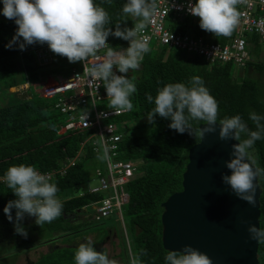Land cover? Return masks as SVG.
I'll return each instance as SVG.
<instances>
[{
  "label": "trees",
  "instance_id": "1",
  "mask_svg": "<svg viewBox=\"0 0 264 264\" xmlns=\"http://www.w3.org/2000/svg\"><path fill=\"white\" fill-rule=\"evenodd\" d=\"M94 3L108 13L109 24L105 27L110 29L117 24L121 28H130L145 21L122 12L125 0H94ZM16 27L12 20L0 14V176L10 165L21 163L32 165L41 173L56 170L52 181L58 187L57 196L63 201L61 216L51 223L39 227L33 217L25 216L22 222L25 228L27 226L47 237L32 238L27 232V238H24L14 232L12 223L3 213L4 205L14 196L0 181V244H7L22 252L56 239L78 235L88 228L87 224L81 223L80 214L85 207L93 206L103 197L101 192H89L88 186L98 183L95 171H105L106 164L103 152L95 150L94 129H74L57 134L66 121V115L56 106V97H42L32 86L26 90H10L26 82L44 81L49 75L66 76L74 65L66 57L53 52L51 62L45 63L39 59L37 49L47 44L28 45L23 51L15 46L5 48ZM172 27L183 32L193 29L196 35H208V39L213 41L220 39L225 42L226 39V36L202 30L198 19L184 18ZM107 43L115 49L128 46L127 41L112 35L107 37ZM248 43L264 45L255 34L248 37ZM123 75L133 80L137 88L130 97L133 109L114 119L120 123L122 133L117 158L131 160L136 167L134 177L125 185L129 194L125 211L135 228L131 255H139L143 264H165L167 250L162 243V203L174 192L182 190L188 151L200 140V135L198 131L192 135L188 132L177 133L168 128L167 119L158 116L153 127L146 130L151 125L146 116L154 105L146 100L145 94L155 96L157 88L166 83L187 84L192 76L198 75L218 103V120L238 114L250 130H256L249 113L264 115V57L255 51L244 66H235L230 62L209 65L197 55L152 46L140 67ZM103 103H109V100ZM202 123L191 121L194 130ZM254 158L255 167L264 168V139L255 142ZM72 160L73 164H70ZM63 167L65 173L60 174ZM258 181L262 189L259 224L260 229H264V175L258 176ZM74 219L78 221L74 222ZM29 221H32L30 225ZM121 241L127 252L125 240ZM59 254L62 258L65 256V252ZM258 261L264 264L262 240H259ZM52 264L63 263L58 259L57 263Z\"/></svg>",
  "mask_w": 264,
  "mask_h": 264
},
{
  "label": "clouds",
  "instance_id": "2",
  "mask_svg": "<svg viewBox=\"0 0 264 264\" xmlns=\"http://www.w3.org/2000/svg\"><path fill=\"white\" fill-rule=\"evenodd\" d=\"M237 2L188 0L186 10L198 17L202 30L213 35L229 36L238 23ZM0 5V14L17 26L5 48L15 46L23 51L28 45L47 44L50 51L66 57L69 63L86 62L90 56H96L100 49H106L105 54L97 57L96 62L87 69L88 78H91L88 80L95 89L103 85L109 99L108 108L115 113L133 109L130 97L137 88L133 80L123 74L138 69L149 52L148 37L139 35L143 23L130 28H121L119 24L114 29L105 27L109 24L108 13L94 0H0ZM155 10L154 0H125L122 7L124 14L144 20L154 15ZM109 35L127 41L128 46L118 49L109 46ZM113 68L122 75H117ZM145 95L146 100L154 105L146 116L149 124H154L158 116L167 119L168 128L177 133L188 132L192 135L198 131L202 138L205 133L216 132L220 140L237 141L230 145L229 158L224 161L229 172L221 173V182L237 199L254 205L255 180L257 176L264 175V168L254 166L255 142L264 139V115L249 113L256 130H250L238 114L218 120V103L198 75L192 76L187 84L166 83L157 88L155 96ZM193 120L203 121V127L194 130L191 124ZM102 147L103 156L106 157L109 149L103 140ZM0 181L14 196L4 205L3 213L12 223L16 234L27 238L28 233L22 223L25 216L33 217L39 227L61 216L63 201L57 196V185L49 175L41 173L34 166L24 163L10 165L0 176ZM247 232L250 239L264 241V229L249 224ZM93 244L90 238L78 244L74 251L75 264H116L104 250L96 251ZM164 262L211 264L205 253L190 245L182 246L181 250L167 251ZM129 264H143V261L139 255L132 254Z\"/></svg>",
  "mask_w": 264,
  "mask_h": 264
},
{
  "label": "built area",
  "instance_id": "3",
  "mask_svg": "<svg viewBox=\"0 0 264 264\" xmlns=\"http://www.w3.org/2000/svg\"><path fill=\"white\" fill-rule=\"evenodd\" d=\"M155 14L143 22L144 27L140 31L141 37H148V47L153 46L179 49L190 55L199 56L207 64L232 63L235 66H244L252 59L247 48L248 37L255 34L258 41L264 43V2L262 0H238L236 9L239 13L238 23L231 35L226 36L225 42L208 39V35H196L194 30L183 32L173 29V24L184 18L198 19L186 9L188 0H154ZM106 49H100L96 56H90L86 62H74L68 75H49L51 83L41 85L44 81L36 83L26 82L25 89L30 86L40 96L45 98H57L56 106L66 115V121L60 126L57 134L74 129H94L95 150L103 152L102 140L109 151L105 157V171L96 169V185H89V192H101L103 197L93 204L96 210V219L102 221L110 216L116 217L117 222L123 223V207L129 202V194L125 185L135 175V163L131 160H119L118 143L122 139L120 123L114 120L125 113H115L109 108H102V104L108 98L101 84L94 88L88 79L87 69L96 62L97 57H102ZM37 56L45 63L52 60L53 53L46 46L37 49ZM113 71L121 75L115 68ZM102 83V82H101ZM35 85V86H34ZM15 90V91H16ZM20 90V89H18ZM109 100V99H108ZM101 135L103 137H101ZM73 164V160L70 162ZM56 170L46 172L51 178ZM65 173V167L60 171ZM129 248V240L126 238Z\"/></svg>",
  "mask_w": 264,
  "mask_h": 264
},
{
  "label": "water",
  "instance_id": "4",
  "mask_svg": "<svg viewBox=\"0 0 264 264\" xmlns=\"http://www.w3.org/2000/svg\"><path fill=\"white\" fill-rule=\"evenodd\" d=\"M233 143L237 141L220 140L212 132L200 136L190 147L182 190L162 203L165 250H181L190 245L205 253L211 264H259V240L250 239L247 232L249 224L260 229L262 189L258 176L254 205L237 199L221 182V173L229 172L224 161L229 158ZM93 248L98 252L104 250V242L93 244Z\"/></svg>",
  "mask_w": 264,
  "mask_h": 264
},
{
  "label": "rangeland",
  "instance_id": "5",
  "mask_svg": "<svg viewBox=\"0 0 264 264\" xmlns=\"http://www.w3.org/2000/svg\"><path fill=\"white\" fill-rule=\"evenodd\" d=\"M153 46V42H151L150 47ZM249 48L250 55L253 56V52L257 51L260 55L262 54L264 57V45L257 43H249L247 45ZM239 69V68H237ZM51 83L49 78H46L45 82L41 85H47ZM35 86V85H34ZM18 89L26 90L23 86ZM17 89V90H18ZM11 91H15L16 88H11ZM21 94V92H20ZM108 104H102V108H108ZM153 127V125H149L146 127V130ZM105 168V166H104ZM125 206L123 207V223L117 222L116 217H110L108 219H104L102 221H98L96 219V212L93 206H88L83 209L80 214V221L82 224H87L88 228L82 231L78 235H71L69 237H63L60 239L54 240V242L48 243L49 246H40L35 249H32L30 252L24 254V258L21 259L18 255L21 252H17L16 249L12 246H8L7 244H0V264H52L57 263L59 259L63 264H75L74 258L72 257V253H74L78 244L83 242L85 239L90 238L93 239L94 244L101 243L104 241H109L106 243L107 251L109 257H112L117 264L122 262L123 264H129V256L131 255V250L127 247V252L125 246L123 245L121 239L125 240L129 239L131 242V248L134 246V234L135 228L132 226L130 222V217L125 211ZM78 219H74V222H77ZM32 221H29L30 225ZM27 232L30 234L32 238H45V235H40L37 231H33L26 226ZM113 234H116L115 239L111 238ZM111 236V237H110ZM111 239H108V238ZM84 238V239H83ZM47 245V244H46ZM65 252V256L69 258L60 257L59 253ZM24 251H22V254ZM127 253V254H126Z\"/></svg>",
  "mask_w": 264,
  "mask_h": 264
},
{
  "label": "crops",
  "instance_id": "6",
  "mask_svg": "<svg viewBox=\"0 0 264 264\" xmlns=\"http://www.w3.org/2000/svg\"><path fill=\"white\" fill-rule=\"evenodd\" d=\"M84 239V238H83ZM91 240H93V239H91ZM108 242V241H107ZM106 241L104 242V246L105 247H107L106 246V244L105 243H107ZM45 246H49L48 244L47 245H45ZM31 251V250H30ZM30 251H24V253L22 254V252L18 255V257L20 256V258L21 259H23L24 258V254H26V253H28V252H30ZM108 252V251H107ZM37 260V259H36ZM36 260H34V261H36ZM34 261H32V264H34Z\"/></svg>",
  "mask_w": 264,
  "mask_h": 264
},
{
  "label": "flooded vegetation",
  "instance_id": "7",
  "mask_svg": "<svg viewBox=\"0 0 264 264\" xmlns=\"http://www.w3.org/2000/svg\"><path fill=\"white\" fill-rule=\"evenodd\" d=\"M110 237H111V236H110ZM110 237H109L108 239H111V238H114V239H115V235H114V234H113V236H112L111 238H110ZM104 242H105V241H104ZM106 242H107V240H106ZM108 242H109V241H108ZM105 244H106V243H105ZM106 248H107V247H105V246H104V251H105V252L108 254V252H107V249H106ZM108 257H109V255H108ZM109 258L113 260V258H112V257H109ZM119 263L123 264V263H122V262H120V261H119ZM116 264H117V262H116Z\"/></svg>",
  "mask_w": 264,
  "mask_h": 264
}]
</instances>
